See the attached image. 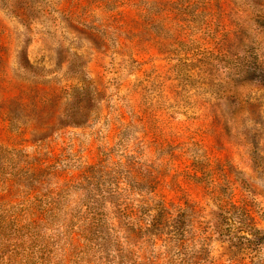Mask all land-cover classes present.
<instances>
[{
  "label": "rangeland",
  "instance_id": "rangeland-1",
  "mask_svg": "<svg viewBox=\"0 0 264 264\" xmlns=\"http://www.w3.org/2000/svg\"><path fill=\"white\" fill-rule=\"evenodd\" d=\"M0 264H264V0H0Z\"/></svg>",
  "mask_w": 264,
  "mask_h": 264
},
{
  "label": "trees",
  "instance_id": "trees-1",
  "mask_svg": "<svg viewBox=\"0 0 264 264\" xmlns=\"http://www.w3.org/2000/svg\"><path fill=\"white\" fill-rule=\"evenodd\" d=\"M234 211H225V213L223 212V215L221 214V223H220V230L218 232L219 235H224V226L225 223H228L230 221H233V219L235 218L236 220H234L237 223V229L240 232L245 233L246 235H254L257 234L258 231L257 229H255V227L253 225V220L251 219L249 212L247 210V206L246 204H242L240 207H233Z\"/></svg>",
  "mask_w": 264,
  "mask_h": 264
}]
</instances>
